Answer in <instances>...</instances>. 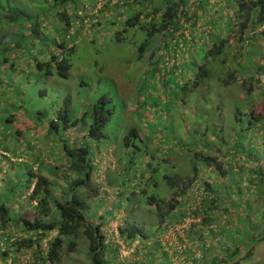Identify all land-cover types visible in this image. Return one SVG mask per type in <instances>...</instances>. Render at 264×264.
<instances>
[{
	"label": "rangeland",
	"instance_id": "obj_1",
	"mask_svg": "<svg viewBox=\"0 0 264 264\" xmlns=\"http://www.w3.org/2000/svg\"><path fill=\"white\" fill-rule=\"evenodd\" d=\"M73 1L0 0V202L11 219L0 228V264H49L33 245H16L27 235L12 221L34 215L35 202L29 198L34 177L29 182L28 170L48 179L50 202L72 195L84 202L87 222L99 225L103 237L104 264H221L232 248L238 252L224 264H264V119L249 116L252 110L264 118V29L249 31L248 36H255H245L241 49L237 33L218 26V7L205 22L207 30L187 35L185 28L181 33L187 39L164 48L160 36L151 56L149 50L139 57L135 47L142 40L140 32L124 31L121 25L122 13L130 12L126 6L136 3L120 8L119 0ZM63 11L68 30L59 22ZM33 25L34 37L27 34ZM227 34L231 38L222 57L204 58L211 44ZM55 43L73 50L68 54ZM51 55L68 59L66 79L54 69L49 76L36 70V62L46 63ZM201 65L208 77L193 85ZM248 87L254 89L250 94ZM100 95L109 98L111 110L101 129L105 139L83 138L87 118L85 126L78 123L64 132L50 127L65 98L73 120ZM132 128L136 137H129L124 147L123 137ZM63 146L87 150V179L69 170ZM194 154L214 160L205 163ZM163 175L183 179L181 204L217 198L204 213L206 222L196 216L183 231L184 242H174L163 229L179 221L184 205L160 223L154 207L145 203L151 195L170 199L174 189ZM191 177L188 183L185 178ZM77 178L84 179L83 185L74 186ZM196 185L203 194L194 201L190 190ZM125 228L135 230L133 238L120 233ZM69 240L75 244L71 251ZM118 243L126 252L122 258ZM54 264H90L82 228L75 237L63 238Z\"/></svg>",
	"mask_w": 264,
	"mask_h": 264
},
{
	"label": "trees",
	"instance_id": "obj_2",
	"mask_svg": "<svg viewBox=\"0 0 264 264\" xmlns=\"http://www.w3.org/2000/svg\"><path fill=\"white\" fill-rule=\"evenodd\" d=\"M52 4L66 5L68 3H75L73 0H51ZM109 1L106 4H109ZM121 1V7H124L126 4L136 3L134 7L126 6V9H130V12L122 13V29L128 31L133 29L134 33H139L142 36L141 42L135 47V51L138 53L139 57H142V54L149 51L152 47V44L159 38L163 36V48L167 46L172 41H182L187 39V36L182 35V31L187 29L188 32H198L207 30L205 22L212 14L215 15L217 10L215 8H220V15H217L216 21L220 28L237 33V41L239 42V47L243 49L246 44L244 43L245 36L247 39H251L254 36H248L249 31L253 32L257 28L264 26V0H159V4L153 0H119ZM195 2V3H194ZM213 3V4H212ZM217 3V4H216ZM105 4V5H106ZM104 5V6H105ZM114 7H116L114 5ZM117 8V7H116ZM132 8V9H131ZM231 11V14L228 13ZM60 23L69 26V18L65 12L58 13ZM13 14L8 16L9 21H13ZM203 19H202V18ZM148 19V21H146ZM224 22V24H222ZM214 24V22L212 21ZM221 23V24H220ZM31 27V26H30ZM66 29L68 30V28ZM205 27V28H204ZM226 30V31H227ZM30 36H37V31L35 30V25L27 33ZM116 35H120L118 32ZM228 35V34H227ZM225 36L224 38L213 42L211 46L206 50L204 58L206 57H218L221 58L224 54V49L227 48L228 42L231 38V35ZM261 36H264V31H261ZM247 42V41H246ZM57 48H63L66 53L70 54L72 52V47H63L62 43H55ZM159 47L155 50H160ZM150 50L149 56H151ZM36 70H43L44 75H51L53 71L58 78L66 79L67 72L69 70L68 59L63 55L60 58L51 55L49 61L46 63L35 64ZM51 69H54L53 71ZM208 70L205 66H199L194 72V84L197 85L201 79L207 78ZM254 82H258L259 79L252 78ZM261 90V89H259ZM258 90V91H259ZM251 91H254L253 88L248 87L246 90L247 94H250ZM109 104V98L106 95H100L95 101L94 105L88 112H82L79 115V118H74L70 120L68 117L67 110V99L65 98L62 102V105L57 111V117L55 121L50 122V127L55 130L61 128L64 132L68 128L75 127L76 125L81 124L86 125L85 118L90 119L89 124L86 128V133L83 134V138H89L94 141H100L105 139V134L101 131L102 127L107 123L111 116V110L107 108ZM237 112H234L233 119H237ZM249 116L254 118V121L260 119L259 116H255L253 111L249 112ZM61 121V123L58 122ZM136 137V131L134 128L129 129L128 132L124 135L122 145L128 147V138ZM65 156L68 158V168L75 174H83L84 179L89 177L91 172V167L88 164L87 150L83 147L67 149L63 146ZM197 154V153H195ZM194 154V155H195ZM195 157L201 158V161H213V158L203 156L201 154L195 155ZM220 167L218 166L217 169ZM196 167L192 166L191 170L194 174L196 172ZM37 170L40 171V167L37 166ZM220 174H224L222 170L219 171ZM27 179L29 182L34 177L33 185L31 186V191L29 198L35 202L33 205V216L29 217H19L17 220H13V225L18 226L20 231L27 235L20 242L16 243L19 247L29 248L34 246L38 255L43 253V260L49 264H54L58 261L59 250L63 243V238L75 237L80 228H82V233L87 240L88 255L90 264H104L102 260L103 248V237L99 232V225H91L87 222L83 210L84 202L78 197L72 195L68 200L57 201L54 200L50 202L49 194V181L46 177L40 174H34L31 170L26 171ZM163 180L165 184L168 185L170 189H174L170 199L167 202H164L162 199H157L153 195L145 199L147 205H152L155 209L159 222L162 223L167 215L171 213L173 209L178 205L180 197L184 195V187H180L183 179L179 176L173 175H163ZM84 179H76L74 186L83 185ZM194 177L190 179L185 178L188 183H191ZM72 183V184H73ZM180 187L179 189H177ZM206 190V186H204ZM206 195V193H205ZM204 195V196H205ZM178 198V199H177ZM204 199V198H203ZM203 199L199 207L194 211V215L200 217L202 222L207 221L204 213L206 209H213L216 205L217 199L215 196L207 203L204 204ZM203 201V202H202ZM5 202H0V228L4 227L7 222H9L8 217V208L4 204ZM165 204L166 209L162 211V205ZM183 205V204H181ZM164 206V205H163ZM213 206V207H212ZM54 213L55 218H51V215ZM184 212H181V218L183 217ZM178 221V222H179ZM190 231V230H189ZM50 232H55V235L48 237ZM121 234L126 233V238H133L135 235V230L132 228H125L120 231ZM187 234V233H186ZM146 235H142L145 237ZM33 237V239H32ZM41 244V241H43ZM44 245L43 251L41 246ZM74 241H68V250L71 251L74 247ZM231 252L226 253L227 258H222L220 260L221 264L229 262L233 259L235 254L238 252L237 249H231ZM0 255H4V252ZM246 255L248 253L246 252ZM245 255V256H246ZM38 258V257H37ZM41 260V261H43Z\"/></svg>",
	"mask_w": 264,
	"mask_h": 264
},
{
	"label": "built area",
	"instance_id": "obj_3",
	"mask_svg": "<svg viewBox=\"0 0 264 264\" xmlns=\"http://www.w3.org/2000/svg\"><path fill=\"white\" fill-rule=\"evenodd\" d=\"M260 29H264V26H261ZM194 184H195V182H194ZM190 192L193 195L194 201L201 198V196L203 194L202 188L198 187V185L194 186L193 189L190 190ZM183 205H184V209H183L184 215L181 218V220L179 222H177L176 224L168 225L165 228H163L164 231L167 230V236H170V233H171V236H172V239H174V242L177 239H178V241L181 240L184 242V237H183L184 232L183 231L185 229H187V227H189L191 224H193L196 221V219H195L196 216L194 215V211L196 210L197 207H199L198 202L197 203L188 202V203H185ZM54 235H55V232H50L48 237H52ZM156 240H157V242H161L160 237H156ZM44 241L45 240H43L42 242H44ZM169 245H171V244L169 243ZM182 248H184V245H182ZM125 253L126 252L124 251V246L122 244L118 243V245H117L118 256L120 258H122L125 256Z\"/></svg>",
	"mask_w": 264,
	"mask_h": 264
},
{
	"label": "crops",
	"instance_id": "obj_4",
	"mask_svg": "<svg viewBox=\"0 0 264 264\" xmlns=\"http://www.w3.org/2000/svg\"><path fill=\"white\" fill-rule=\"evenodd\" d=\"M181 206H182V205H181V203L179 202L178 205L175 207V209H173V210L171 211V213L174 212V211L177 212V211L181 208ZM177 209H178V210H177ZM171 213H169V215H170ZM178 214H179V212H178ZM173 216H174V215H173ZM177 217H178V216H177Z\"/></svg>",
	"mask_w": 264,
	"mask_h": 264
}]
</instances>
